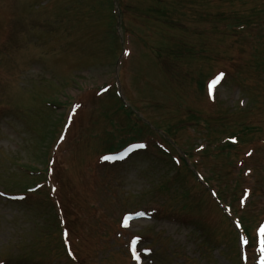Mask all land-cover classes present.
I'll use <instances>...</instances> for the list:
<instances>
[{"label":"rangeland","instance_id":"rangeland-1","mask_svg":"<svg viewBox=\"0 0 264 264\" xmlns=\"http://www.w3.org/2000/svg\"><path fill=\"white\" fill-rule=\"evenodd\" d=\"M263 51L264 0H0V262L134 264L124 234L112 236L119 215L136 210L150 219L126 232L152 248L151 264H239L233 226L186 166L153 146V155L134 153L99 172L90 164L145 126L136 117L129 126L118 78V95L151 124L136 139L169 131L170 147L207 145L194 161L212 187H231L222 174L233 172L238 150L210 161V146L234 131L261 134L264 169ZM217 70L230 81L210 103L202 89ZM19 193L35 196L13 198ZM52 201L67 216L71 260ZM262 240L251 264H261Z\"/></svg>","mask_w":264,"mask_h":264},{"label":"snow or ice","instance_id":"snow-or-ice-1","mask_svg":"<svg viewBox=\"0 0 264 264\" xmlns=\"http://www.w3.org/2000/svg\"><path fill=\"white\" fill-rule=\"evenodd\" d=\"M223 74H221L222 76ZM220 77H218L217 79H219ZM139 147H144V145H140ZM260 234L261 236H264V226L261 227L260 229ZM261 264H264V240L261 241ZM71 255V253H69Z\"/></svg>","mask_w":264,"mask_h":264}]
</instances>
